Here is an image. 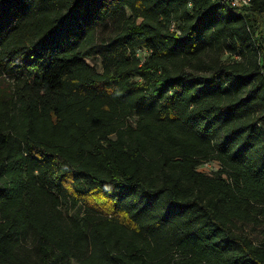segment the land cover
Wrapping results in <instances>:
<instances>
[{
    "label": "trees",
    "instance_id": "obj_1",
    "mask_svg": "<svg viewBox=\"0 0 264 264\" xmlns=\"http://www.w3.org/2000/svg\"><path fill=\"white\" fill-rule=\"evenodd\" d=\"M71 262L264 264V0H0V264Z\"/></svg>",
    "mask_w": 264,
    "mask_h": 264
},
{
    "label": "rangeland",
    "instance_id": "obj_2",
    "mask_svg": "<svg viewBox=\"0 0 264 264\" xmlns=\"http://www.w3.org/2000/svg\"><path fill=\"white\" fill-rule=\"evenodd\" d=\"M115 32V25L111 22L108 21L104 25L99 26L96 28V48L98 50H101L102 46L104 43L108 44L109 39L114 36ZM144 55H142V58ZM85 61L93 67V69L96 72H102V66H101V58L99 56H92L89 58H86ZM12 78L7 75L6 80L9 82H12ZM130 123L133 124L132 120H129ZM219 167L216 163H210L207 166L203 164L199 170L204 171V172H212L214 170H217ZM93 202V201H92ZM97 204H101L100 202H97ZM102 208H105L106 205H101ZM71 264H76L75 262H71Z\"/></svg>",
    "mask_w": 264,
    "mask_h": 264
},
{
    "label": "built area",
    "instance_id": "obj_3",
    "mask_svg": "<svg viewBox=\"0 0 264 264\" xmlns=\"http://www.w3.org/2000/svg\"><path fill=\"white\" fill-rule=\"evenodd\" d=\"M251 3V0H221V4L228 6L229 8H242L247 7ZM206 166L208 164H205Z\"/></svg>",
    "mask_w": 264,
    "mask_h": 264
}]
</instances>
